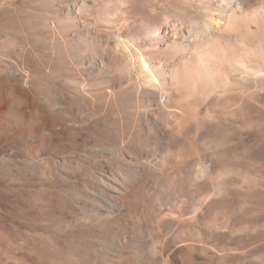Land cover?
I'll return each instance as SVG.
<instances>
[{
	"label": "rangeland",
	"instance_id": "obj_1",
	"mask_svg": "<svg viewBox=\"0 0 264 264\" xmlns=\"http://www.w3.org/2000/svg\"><path fill=\"white\" fill-rule=\"evenodd\" d=\"M121 1L0 0V264H264V87L230 77L174 99L201 134L164 145L159 123L134 126L127 52L98 36L141 32ZM122 139L141 160L109 151ZM131 171L122 200L93 177Z\"/></svg>",
	"mask_w": 264,
	"mask_h": 264
},
{
	"label": "bare ground",
	"instance_id": "obj_2",
	"mask_svg": "<svg viewBox=\"0 0 264 264\" xmlns=\"http://www.w3.org/2000/svg\"><path fill=\"white\" fill-rule=\"evenodd\" d=\"M154 1H121L122 5L128 2L133 4L135 10L130 7L122 14L131 17L134 10L137 18L128 22L141 32L135 31L126 38H120L112 31L101 30L98 36L105 42L121 44L129 56L128 63L120 71L124 77L132 79L124 88L129 85L135 87L134 126L139 123L148 127V122H151L158 131L156 123H159L164 145L172 139H190L196 150L201 134V118L197 112L181 104L178 109H172V103L174 99L180 102L193 99L191 97L209 90L213 83L220 80L226 83L230 77H233L231 82H251L258 88L264 87V64L256 57L259 56L264 63V0H157L155 4ZM158 10L168 13L160 15ZM95 31L98 33L97 29ZM145 101L152 104L144 105ZM154 105L158 106V114L152 113ZM169 123L174 128L168 127ZM181 127L185 128L182 133ZM151 150L155 151L154 148ZM109 151L141 160L137 153L128 152L124 139ZM156 154H145V159L148 161ZM215 157L211 154L209 164H205L204 169L193 168V173L189 174L192 184L187 193L191 196L197 193L198 181L207 176ZM63 166L74 171L80 169L73 160ZM111 169L114 170V166ZM140 176V171L128 172L123 183L114 177L93 174L102 186L117 191L121 200ZM176 193H173L174 196L178 195ZM119 201L110 206L106 204V212L110 213V207L117 209ZM152 231L153 228L149 227L148 232ZM154 235L158 236L160 232Z\"/></svg>",
	"mask_w": 264,
	"mask_h": 264
}]
</instances>
